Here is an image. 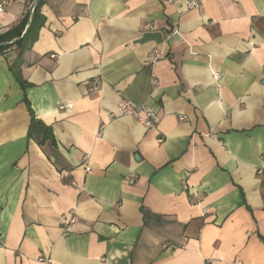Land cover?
<instances>
[{
    "label": "crops",
    "instance_id": "0c3cea01",
    "mask_svg": "<svg viewBox=\"0 0 264 264\" xmlns=\"http://www.w3.org/2000/svg\"><path fill=\"white\" fill-rule=\"evenodd\" d=\"M39 1L0 52V264H264V0Z\"/></svg>",
    "mask_w": 264,
    "mask_h": 264
},
{
    "label": "built area",
    "instance_id": "2783aa9c",
    "mask_svg": "<svg viewBox=\"0 0 264 264\" xmlns=\"http://www.w3.org/2000/svg\"><path fill=\"white\" fill-rule=\"evenodd\" d=\"M179 0H165L169 5H175ZM187 10H195L201 7V0H183ZM9 5L8 0H0V14L3 13L7 6ZM31 15L34 12V6L31 8ZM173 34L179 35L178 29L173 31ZM161 56L159 50H154L150 56V62L155 63ZM215 79L218 80V75H215ZM157 80L153 79V84H157ZM71 105L62 106L61 109H69ZM118 116L131 117L135 119L139 124L150 131H157L162 119L160 118L158 112L151 106L147 104H137L126 97H121L118 104ZM116 116L115 114L112 117ZM201 199L199 198V201ZM76 218L73 217L70 223H74ZM46 264L50 263V260H44Z\"/></svg>",
    "mask_w": 264,
    "mask_h": 264
},
{
    "label": "trees",
    "instance_id": "16d2710c",
    "mask_svg": "<svg viewBox=\"0 0 264 264\" xmlns=\"http://www.w3.org/2000/svg\"><path fill=\"white\" fill-rule=\"evenodd\" d=\"M42 20L43 17L40 13V1L38 0L36 7H34V12L30 20L31 22H29V26L27 28L26 26L29 21V16H26L18 26L0 34V44L7 43L4 46H0V52H7L11 46H16L21 51L27 49L34 41V33L37 31L38 27H40Z\"/></svg>",
    "mask_w": 264,
    "mask_h": 264
},
{
    "label": "water",
    "instance_id": "95a60500",
    "mask_svg": "<svg viewBox=\"0 0 264 264\" xmlns=\"http://www.w3.org/2000/svg\"><path fill=\"white\" fill-rule=\"evenodd\" d=\"M6 44H7V43H2V44H0V46H2V45L4 46V45H6Z\"/></svg>",
    "mask_w": 264,
    "mask_h": 264
}]
</instances>
